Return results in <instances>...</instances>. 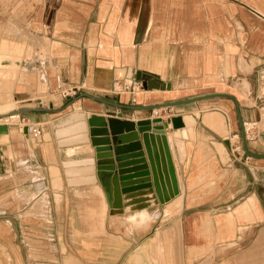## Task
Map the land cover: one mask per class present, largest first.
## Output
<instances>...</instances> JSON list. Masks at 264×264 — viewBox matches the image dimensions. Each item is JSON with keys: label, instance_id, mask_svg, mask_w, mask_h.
I'll return each instance as SVG.
<instances>
[{"label": "crops", "instance_id": "obj_1", "mask_svg": "<svg viewBox=\"0 0 264 264\" xmlns=\"http://www.w3.org/2000/svg\"><path fill=\"white\" fill-rule=\"evenodd\" d=\"M37 1L30 30L21 27L36 38V55L0 59V108L14 105L43 131L37 141L9 127L17 116L0 119L9 128L0 133V179L22 182L14 202L0 183V264H27L14 245L21 217L10 208L33 206L43 214L21 222H40V239L52 241L71 236L63 230L78 222V207L95 212L90 231H101V242H85V264H264V0ZM93 115L134 123L192 116L193 128L182 120L188 138L172 122L166 128L180 196L164 206L145 200L154 188L121 194L120 203L134 204L113 213L98 177ZM246 123L256 124L250 140ZM111 175L119 180V169ZM142 211L150 220L138 227Z\"/></svg>", "mask_w": 264, "mask_h": 264}, {"label": "water", "instance_id": "obj_2", "mask_svg": "<svg viewBox=\"0 0 264 264\" xmlns=\"http://www.w3.org/2000/svg\"><path fill=\"white\" fill-rule=\"evenodd\" d=\"M14 113L21 114L23 111ZM182 120L186 126L196 124L192 116L182 117ZM171 121L165 122L161 117L137 123L114 118L108 121L97 115L89 118L91 142L96 150L98 177L113 213H120L122 207L134 204V201L120 203L121 194L128 195L154 188L153 194L145 196V200L158 199L161 205L180 195L178 177L166 133ZM110 129L118 137L117 142L121 141L122 145L118 143L112 145ZM124 133L129 135L124 137ZM139 133L143 135L148 160ZM130 167L137 169L128 170ZM116 169H119L120 178L113 182L111 173ZM130 173L134 175H129ZM118 181L121 184H118ZM117 206L121 209H116Z\"/></svg>", "mask_w": 264, "mask_h": 264}, {"label": "rangeland", "instance_id": "obj_3", "mask_svg": "<svg viewBox=\"0 0 264 264\" xmlns=\"http://www.w3.org/2000/svg\"><path fill=\"white\" fill-rule=\"evenodd\" d=\"M9 2L10 3H0V59H30L36 55V48L32 45H35L36 38L35 41L32 42V34L27 31H22L21 27H24L26 30H30L31 21L29 20L27 12L33 11V6H35L38 1L12 0ZM23 45H26V47ZM13 114L17 115L18 113ZM24 143L25 141H23V144ZM24 147L28 148V145L26 144ZM18 179V177L14 178L10 175L0 179L1 184L7 185V188H4L3 190L13 189L10 191L11 193H8L7 195L8 201L10 202H14L15 200L18 201L14 196V192L16 189H20L19 186L20 183H22L21 179ZM98 195L103 198V194L100 190H98ZM39 198L40 194L38 199ZM12 205L16 204L14 203ZM33 208L34 206L32 208L28 207L27 209L20 207L10 208L14 211L12 216L17 215V217H21L13 224L14 231L17 234L14 245L22 249L23 258H25L27 264H85L83 255H81L85 242L89 241L91 243V241H94L95 243L97 240L101 242L97 239V237L101 236V231H90V228L95 227V224L93 223L96 219L95 212H92L90 209L86 210L83 206L78 207L76 209L79 214V216H77L78 222L74 225H70V227H66L67 225H65V229L63 230L66 233L72 231L71 236H69L68 239L52 241L48 239H40V222L38 224H26L21 222L22 218L27 216L32 217V215H34L40 218V215L44 212V208L40 209V207H37L36 210H33ZM102 209V213L107 211L104 208ZM85 210L87 211L86 220L88 224L85 222ZM104 215L105 214H103V218L105 217ZM101 220L102 217L99 215V217H97L98 223H100ZM86 229L88 232L84 234L83 232L86 231ZM75 230L78 232L76 236L74 234ZM91 235H93L94 238H91ZM102 235H106V232ZM72 236L77 238H72ZM90 243L87 244L89 247L91 246ZM109 243H111L110 245L116 244L114 239H110ZM64 247L68 249L71 254H68L67 250H64L65 252L62 253V248ZM224 258L226 257L219 258V262ZM210 261L211 259H208L207 262Z\"/></svg>", "mask_w": 264, "mask_h": 264}, {"label": "bare ground", "instance_id": "obj_4", "mask_svg": "<svg viewBox=\"0 0 264 264\" xmlns=\"http://www.w3.org/2000/svg\"><path fill=\"white\" fill-rule=\"evenodd\" d=\"M17 111V109H16V107L14 106V105H9V106H6V107H1L0 108V117H3V118H0V119H6V118H9V117H13V116H17L16 114H13L14 112H16ZM6 115H9V116H6ZM16 119L18 118V117H15ZM71 121H74L73 119L71 120H67V121H62V122H59L58 124L59 125H65L66 123H70ZM171 122H173L172 123V126L174 125V130H180L179 132L180 133H177L176 134V136H181V137H183V138H188V136H187V132L185 131V127L182 125V118L180 117V116H178V117H173L172 118V121ZM8 124H9V122H7ZM15 123V122H14ZM171 124V123H170ZM194 127V125H188L187 126V128H193ZM64 127H62V129H63ZM81 128H82V126H81ZM253 127H247V130H250V129H252ZM8 126H6V125H1L0 126V133H6V132H8ZM83 129H84V126H83ZM55 186H56V184H55ZM100 195V194H99ZM180 196V195H179ZM178 196V197H179ZM178 197H176V198H178ZM175 198V199H176ZM102 199H104V198H102ZM175 199H173L172 201H174ZM172 201H170L169 203H171ZM169 203H166L165 205H167V204H169ZM164 205V206H165ZM172 205H174V204H172ZM171 206V205H170ZM170 206H168L167 208H169ZM166 208V209H167ZM146 211H142L140 214H138V216L137 217H135L134 218V222H135V225L136 226H143V225H146L147 224V222H148V220H150L149 219V217L147 216V212L145 213ZM158 215V214H157ZM152 218V217H151Z\"/></svg>", "mask_w": 264, "mask_h": 264}, {"label": "built area", "instance_id": "obj_5", "mask_svg": "<svg viewBox=\"0 0 264 264\" xmlns=\"http://www.w3.org/2000/svg\"><path fill=\"white\" fill-rule=\"evenodd\" d=\"M66 96H75L76 95V90L75 89H66L64 91ZM18 117V122L16 124H9V126H15L20 132L22 133H28L33 139L39 141L42 138L43 131L38 123H33L31 122L28 118L22 117L21 114H17ZM247 123L244 125V135L246 140L252 139L256 134L253 131L254 126L256 124H253V128L250 130H247L246 127ZM234 138L236 139L235 141V149L237 151H240L242 149V145L240 144V136L235 135Z\"/></svg>", "mask_w": 264, "mask_h": 264}]
</instances>
